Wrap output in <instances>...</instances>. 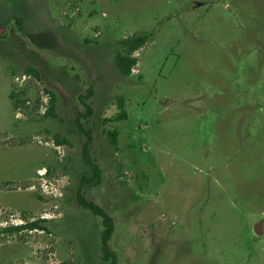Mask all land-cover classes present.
Listing matches in <instances>:
<instances>
[{
	"label": "rangeland",
	"instance_id": "rangeland-1",
	"mask_svg": "<svg viewBox=\"0 0 264 264\" xmlns=\"http://www.w3.org/2000/svg\"><path fill=\"white\" fill-rule=\"evenodd\" d=\"M0 264H264V0H0Z\"/></svg>",
	"mask_w": 264,
	"mask_h": 264
},
{
	"label": "trees",
	"instance_id": "trees-1",
	"mask_svg": "<svg viewBox=\"0 0 264 264\" xmlns=\"http://www.w3.org/2000/svg\"><path fill=\"white\" fill-rule=\"evenodd\" d=\"M149 37L147 35H136L130 36L120 42V51L117 52L115 55V66L120 72V74L124 77H129L131 75L132 69L137 64V59L133 57V54L140 50L148 41ZM28 74L37 77L35 70L29 69ZM51 103H53V96L51 98ZM85 107L89 110L88 105L85 103ZM123 104H119V107H122ZM51 108V106H50ZM49 114V112H48ZM126 117V113L124 111L121 112L116 118V120H123ZM110 136L114 137V132L110 134ZM89 140V139H88ZM114 143V140H112ZM87 146L88 142H86L84 146V161L86 166L88 167V171L90 173L89 177L83 176L81 179V186L78 190V202L80 206L84 209L89 210L94 216L99 217L101 219L103 233H102V241H103V250H104V261H109V259H113L112 253L108 250L107 244L110 240L112 233H113V224L111 218L97 205L87 202L84 199L82 189L85 187L98 185L99 180V169L95 166L94 163L91 162L89 156L87 155ZM35 224H28V225H13L8 228L3 229L4 232H19L25 229H34Z\"/></svg>",
	"mask_w": 264,
	"mask_h": 264
},
{
	"label": "water",
	"instance_id": "water-1",
	"mask_svg": "<svg viewBox=\"0 0 264 264\" xmlns=\"http://www.w3.org/2000/svg\"><path fill=\"white\" fill-rule=\"evenodd\" d=\"M255 232H256V234H259V229H256V231H255Z\"/></svg>",
	"mask_w": 264,
	"mask_h": 264
},
{
	"label": "bare ground",
	"instance_id": "bare-ground-1",
	"mask_svg": "<svg viewBox=\"0 0 264 264\" xmlns=\"http://www.w3.org/2000/svg\"><path fill=\"white\" fill-rule=\"evenodd\" d=\"M40 174H43V171H40Z\"/></svg>",
	"mask_w": 264,
	"mask_h": 264
}]
</instances>
